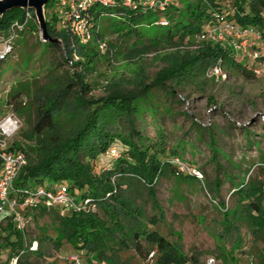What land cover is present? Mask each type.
Masks as SVG:
<instances>
[{
    "label": "rangeland",
    "instance_id": "obj_1",
    "mask_svg": "<svg viewBox=\"0 0 264 264\" xmlns=\"http://www.w3.org/2000/svg\"><path fill=\"white\" fill-rule=\"evenodd\" d=\"M216 1L224 5L233 0ZM189 4L211 8L210 0H174L171 5L176 9L172 15H168L170 11L158 14L156 25L138 26L132 36L126 34L130 26L120 18L104 17L99 34L81 42L97 52L94 62L78 67L73 66L64 50L43 39L42 29L33 18L15 37L8 58L0 61V118L16 112L22 126L15 139L35 146V141L26 136L42 97L74 81L78 72L85 74L89 86L86 97L105 96L115 86L136 91L153 84L147 95L136 101L135 126L143 136L142 143L157 151L161 160H174L181 173L169 172L158 180L155 188L162 211L152 206L146 188L128 192L143 212L138 225L159 230L185 253L196 254L199 264H207L210 256H215L218 264H264V231L261 236L254 234L243 210L247 199L238 194L240 190L235 191L259 181L264 207V74H247L229 63H218L219 74L212 73L213 67H201L163 85L155 81L173 58L193 55L209 43L223 45L201 37L202 32L187 35L182 41L168 38V27L173 28L181 18H189ZM149 29L156 33H149ZM226 37L237 43L243 40L234 33ZM102 42L109 43L110 51L102 48ZM253 48L264 55V42L257 41ZM78 59L75 56L74 60ZM74 123L63 116L61 130L66 132ZM106 161H111L110 155L96 160L94 171L99 174ZM75 193L77 200L83 199L78 188ZM55 212L34 213L26 244H37L36 249H30L41 254L31 253L30 260L37 264H106L67 239L62 240L60 248L54 244L58 236L62 237ZM96 212L106 217L102 208ZM154 216L157 224L151 221ZM120 221L121 226L109 221L116 238L112 237L107 250L111 248L116 254L119 251L131 264H143L144 259L135 250H120L119 232L124 230L131 236L135 222ZM6 225L4 221L2 228ZM9 232L10 229L0 228V264L9 254L4 240ZM9 264L17 263L12 258Z\"/></svg>",
    "mask_w": 264,
    "mask_h": 264
},
{
    "label": "trees",
    "instance_id": "obj_2",
    "mask_svg": "<svg viewBox=\"0 0 264 264\" xmlns=\"http://www.w3.org/2000/svg\"><path fill=\"white\" fill-rule=\"evenodd\" d=\"M113 1L108 4L93 2L85 14L96 26L101 24L104 17L120 18L130 26L126 31L128 36H132L138 26L156 25L159 21L158 14L170 11L168 15H172L171 12L176 9L171 4L164 9L151 6L145 3L147 0H132L130 5H127L125 0ZM210 7H193L189 4V18L186 21L181 18L173 24V28L163 26L168 27L165 34L169 39L178 37L182 41L187 35L206 31L207 25L217 23L219 19L215 12H218L227 20L259 30L262 37L260 41L264 42V0H233L224 5L210 0ZM45 10L49 34L62 42H49V45L64 50L67 57L73 60V66L92 64L97 52L90 48V45H83L61 22L57 0H49ZM35 17L34 10L28 8H14L0 15V44L11 38L13 26L17 22L23 25L21 29H17L18 35ZM33 26L37 27V23L34 22ZM99 30L94 32L99 34ZM148 32L152 34L155 31L149 29ZM15 41L16 38H13V47ZM108 46L109 43L106 50L110 51ZM8 56L9 54L0 61ZM75 56L79 59L74 60ZM218 63H229L247 74L253 73L246 59H236L229 48L218 43H209L193 55L173 58L169 65L158 73L155 81L163 85L168 81L183 78L189 70L201 67L207 69ZM77 76L71 83L42 97L43 102L37 109L35 122L26 136L35 141V146L26 145L16 139L13 143L28 155V164L21 171L17 186L65 183L74 193L78 188L82 198H90L105 212L107 219L97 212L71 211L60 215L56 211L62 237L58 236L54 244L60 248L62 240L67 239L76 247L96 256L100 262L131 264L129 259H123L119 255V251L116 254L111 248L107 250V246L112 237L116 238L109 221L121 226L120 219H133L135 222L131 236L124 230L119 232L120 250L133 249L144 260L155 251L156 264H199L200 258L196 254L185 253L159 230L140 227L138 220L143 214L142 209L128 193L136 192L140 187L146 188L152 206L162 211L156 194V184L169 172L176 175L181 173L174 160H161L157 151H152L142 143L143 136L135 126L138 113L136 101L146 96L153 84L145 85L136 91H123L115 86L105 96L86 97L89 86L85 74L78 72ZM77 85H80L79 89ZM15 109L19 110L18 107ZM63 116L69 121H75L66 132L61 130ZM112 149L117 150V157L112 155ZM33 152L35 157H32ZM107 155H110L111 161H106L103 170L99 174L96 173L95 161ZM1 168L0 162V171ZM261 185L259 181H251L247 187L235 190H240L238 194L247 199L244 203L246 208L243 210L257 236H261V231H264ZM162 216L161 213V218ZM0 218V228L10 229V232L4 235L6 247L9 248L4 264H9L12 258L17 257V264H37L30 260V254H41L40 251H32L30 246H27L24 234L15 227L10 215L6 214ZM4 221L7 225L2 228ZM151 221L155 224L158 222L156 216L152 217ZM89 263L91 264V261Z\"/></svg>",
    "mask_w": 264,
    "mask_h": 264
},
{
    "label": "built area",
    "instance_id": "obj_3",
    "mask_svg": "<svg viewBox=\"0 0 264 264\" xmlns=\"http://www.w3.org/2000/svg\"><path fill=\"white\" fill-rule=\"evenodd\" d=\"M172 1L174 0H147L145 3L164 9ZM93 2L108 4L114 1L57 0V10L61 22L80 42H87L96 33L94 31L100 28V23L96 26V23H91L85 14ZM125 2L127 5L132 4V0H125ZM217 16L219 21L213 25H207L206 31L201 33V37H209L214 41H219L223 43L225 48L231 47L236 55H240L249 62L253 73L264 74V55L258 49L253 48L257 45V41L262 39L261 32L253 27L241 26L227 20L219 13ZM22 27L23 25L17 22L13 26L11 38L1 43L0 59L4 58L14 48L12 40L17 36V29ZM232 33L238 39L243 40L237 43L238 41L234 39L225 38L226 35ZM242 41L245 42L242 43ZM101 46L106 50L107 43L102 42ZM212 73H221L218 64L213 66ZM21 126L22 120L14 111L0 118V162L2 164L0 171V216L10 215L15 227L26 236L35 212L56 210L61 215L71 211L96 212L98 207L90 198L77 200L75 193L65 183H54L50 186L45 183H36L27 187L16 185L21 171L28 164L27 153L13 144ZM111 153L114 157L118 156L116 149H112ZM30 248L36 249L37 244L30 246ZM75 258L73 257V259ZM14 259L17 263L18 257ZM156 261L157 255L155 251H152L143 264H156ZM207 264H218V261L215 256H210L207 259Z\"/></svg>",
    "mask_w": 264,
    "mask_h": 264
},
{
    "label": "water",
    "instance_id": "obj_4",
    "mask_svg": "<svg viewBox=\"0 0 264 264\" xmlns=\"http://www.w3.org/2000/svg\"><path fill=\"white\" fill-rule=\"evenodd\" d=\"M49 0H0V15H3L14 8L33 9L40 28L42 29V37L46 41L62 44L61 40L52 37L47 28V19L45 7Z\"/></svg>",
    "mask_w": 264,
    "mask_h": 264
}]
</instances>
